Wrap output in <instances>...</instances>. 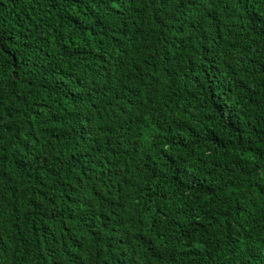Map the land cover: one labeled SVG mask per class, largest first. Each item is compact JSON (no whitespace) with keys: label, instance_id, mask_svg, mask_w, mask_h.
Returning <instances> with one entry per match:
<instances>
[{"label":"trees","instance_id":"obj_1","mask_svg":"<svg viewBox=\"0 0 264 264\" xmlns=\"http://www.w3.org/2000/svg\"><path fill=\"white\" fill-rule=\"evenodd\" d=\"M0 264H264V0H0Z\"/></svg>","mask_w":264,"mask_h":264}]
</instances>
